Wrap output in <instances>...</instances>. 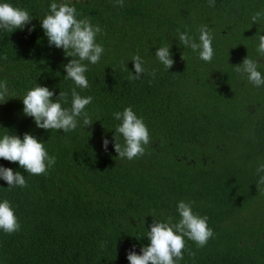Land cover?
Segmentation results:
<instances>
[{"label": "trees", "instance_id": "16d2710c", "mask_svg": "<svg viewBox=\"0 0 264 264\" xmlns=\"http://www.w3.org/2000/svg\"><path fill=\"white\" fill-rule=\"evenodd\" d=\"M3 2L33 19L23 30H0V81L14 93L0 104V137L30 133L56 162L46 174L31 175L0 158V166L27 181L25 188H8L0 179V202H11L20 224L12 234L0 230V264H129V250L140 254L149 244L153 219H180L181 200L208 217L214 236L202 248L186 240L179 264H264V186H257L264 173L256 172L264 163V86L233 68L248 56L264 75L256 37L264 35V17L251 19L264 12V0H215L214 6L209 0H124L123 7L116 0L71 1L77 19L102 29L96 42L104 54L88 64L87 89L65 78L72 58L49 46L41 27L53 0ZM205 24L214 36L211 62L179 41L187 32L199 42ZM169 43L174 65L166 70L155 52ZM134 55L148 70L138 80L122 66L135 75ZM36 83L55 96L67 92L64 107L71 106L74 87L92 96L86 106L92 126L81 119L69 132L37 128L22 103ZM129 106L151 137L145 155L132 160L117 157L112 140L120 123L113 113Z\"/></svg>", "mask_w": 264, "mask_h": 264}, {"label": "clouds", "instance_id": "9594fccd", "mask_svg": "<svg viewBox=\"0 0 264 264\" xmlns=\"http://www.w3.org/2000/svg\"><path fill=\"white\" fill-rule=\"evenodd\" d=\"M209 4L214 6L215 0H209ZM116 5L123 7L124 0H116ZM49 8L50 11L41 18V27L49 46L63 49L65 55L72 58L64 65L65 78L72 80L76 87L87 89L90 86L86 76L88 64L99 63L104 54L103 46L96 42V37L102 29L98 24L93 25L87 17L77 19L79 14L71 0H61L60 3L53 0ZM262 17L264 12H256L251 19L256 23ZM32 19L26 9L7 2L0 3V30L10 33L16 29L23 30ZM34 27L33 25L29 31L34 30ZM256 37L259 41L257 51L264 55V35L256 33ZM213 39L214 36L206 24L199 29V42L187 32L179 33V41L194 52L198 51L199 58L205 62H211L214 57ZM170 47V43L165 44L155 52L157 60L166 70L174 65ZM132 62L135 75L128 70L127 64L122 62V66L129 72L130 79L138 80L148 70L144 66L145 61L139 55H134ZM233 68L237 73L246 74L248 81L253 85L264 86V75L258 70L256 60L247 56L242 64ZM151 74L154 76L155 70H152ZM76 87L71 89V106L64 107L63 105L69 103L67 92L60 91L59 95L55 96V90L36 83L22 99L23 112L34 119L37 128L44 130L69 132L78 127L81 119L83 126L90 128L94 122L86 111V106L92 103L93 97L82 96ZM13 95L7 80L0 81V104L7 103ZM113 117L120 121L112 138L117 157L132 160L145 155L151 137L143 118L138 117L131 106L125 107L122 112L113 113ZM121 136L123 144L120 142ZM108 144L109 140L103 139L102 146L105 151ZM0 158L18 163L20 168L31 175L46 174L56 162V158L47 152L45 142L30 133H24L22 139L15 133H5L0 137ZM256 172L264 173V163L257 167ZM0 179L7 182L8 188L27 187L25 175L12 168L0 166ZM257 186H264V175H260ZM177 211L180 217L178 221H174L171 216L166 220L153 219L149 226L150 231L147 232L149 244L141 248L140 254L129 250L127 254L129 264H179V261L183 260L186 240L195 242L197 247L206 246L209 239L214 236L213 229L208 226V217L194 212L191 201H179ZM19 229L20 224L15 210L11 202L4 199L0 202V230L12 234ZM104 246L102 243L101 247ZM189 255L194 256L195 253L189 252Z\"/></svg>", "mask_w": 264, "mask_h": 264}, {"label": "rangeland", "instance_id": "374dc122", "mask_svg": "<svg viewBox=\"0 0 264 264\" xmlns=\"http://www.w3.org/2000/svg\"><path fill=\"white\" fill-rule=\"evenodd\" d=\"M71 1H76V0H71ZM57 2H58V3H60V2H61V0H57Z\"/></svg>", "mask_w": 264, "mask_h": 264}]
</instances>
